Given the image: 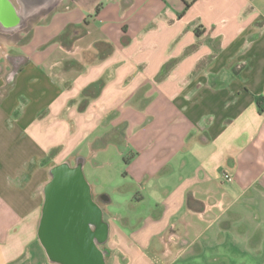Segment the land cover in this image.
Here are the masks:
<instances>
[{
	"label": "crops",
	"instance_id": "obj_1",
	"mask_svg": "<svg viewBox=\"0 0 264 264\" xmlns=\"http://www.w3.org/2000/svg\"><path fill=\"white\" fill-rule=\"evenodd\" d=\"M67 2L80 23L64 10L42 27ZM35 23L0 41V264H51L42 188L78 157L73 114L99 82L93 105L111 97L106 135L122 129L132 195L150 206L135 226L107 222L106 264H264V0H55ZM68 26L85 33L64 45ZM35 34L36 52L6 48ZM115 79H129L116 104Z\"/></svg>",
	"mask_w": 264,
	"mask_h": 264
},
{
	"label": "rangeland",
	"instance_id": "obj_2",
	"mask_svg": "<svg viewBox=\"0 0 264 264\" xmlns=\"http://www.w3.org/2000/svg\"><path fill=\"white\" fill-rule=\"evenodd\" d=\"M71 11L70 19L74 22H79L83 18L84 9L72 5L71 2L63 4L58 10L53 11L48 18L42 22V27H46L49 23L53 22L57 14L61 11ZM38 14L35 17H28L23 26L17 29L18 34H0V41L15 44L17 42L22 43L25 41L28 31L37 28V22L39 20ZM53 17V18H52ZM54 19V20H51ZM24 32V33H23ZM27 32V34H25ZM21 35V37H20ZM23 35V36H22ZM38 36L34 35L33 39L29 43L16 46H7L9 52L23 53L30 50L36 52L38 50L36 44ZM120 60H125L120 56ZM128 69V64L123 63L122 70L119 78H123L124 72ZM115 77H117L115 75ZM127 78V76H124ZM133 78V77H132ZM129 78V79H132ZM128 79V80H129ZM119 82L115 79V104L121 100L123 95L121 86H127L129 81ZM94 85V88H90L92 91L89 97L81 98L78 107L84 101H87L86 111L80 116L73 114V127L76 131L74 138H72L70 145L74 142L77 143L76 153L78 157L74 160V164L77 162V158L82 160L83 175L91 188V195L93 199L100 202V208L103 213V220L107 223L108 221L115 220L116 223L126 224L129 228L131 224L135 226V221L127 224V218H133L137 215L145 216L150 212V206L147 202L137 204L135 196L132 195L135 191L134 185L129 177L126 175L127 163L125 159L128 156L127 148L125 145H118L117 143H108L105 146L97 147L98 142L113 128L112 119L114 112L105 114L104 111L111 105V97H101V104L103 106H94L93 100L99 96L101 87ZM83 93V92H82ZM115 110V118L117 115ZM79 114V113H78ZM132 118V116L130 117ZM134 118V117H133ZM138 118H134V120ZM144 116L141 117L142 122ZM73 164V166H74ZM134 194V193H133ZM104 199H107L106 201Z\"/></svg>",
	"mask_w": 264,
	"mask_h": 264
},
{
	"label": "water",
	"instance_id": "obj_3",
	"mask_svg": "<svg viewBox=\"0 0 264 264\" xmlns=\"http://www.w3.org/2000/svg\"><path fill=\"white\" fill-rule=\"evenodd\" d=\"M23 11L16 15L6 0H0V22L18 29L38 6H52L55 0H20ZM82 160L74 166L55 165L42 188L43 203L37 237L51 264H106L109 227L102 210L91 195Z\"/></svg>",
	"mask_w": 264,
	"mask_h": 264
},
{
	"label": "trees",
	"instance_id": "obj_4",
	"mask_svg": "<svg viewBox=\"0 0 264 264\" xmlns=\"http://www.w3.org/2000/svg\"><path fill=\"white\" fill-rule=\"evenodd\" d=\"M194 0H192L193 2ZM190 4L185 3V8H188ZM87 22L86 20L83 23V26H86ZM77 33L79 36H82L85 33V30L82 29V27L79 28H75L73 26H68L65 31L63 32V34L60 36V41L62 42V44H66L67 43V39L68 37H70L71 34ZM30 37V32L27 34V37L25 39V41H23L22 43L26 42ZM100 44H95L94 48L97 52H100ZM104 55L100 54L99 58H103ZM90 88H93V86H90L87 90L83 91V96L84 97H89L90 94ZM87 101L82 102V107L86 105ZM260 112L262 111L261 109L259 110ZM117 143L118 145H124V140H123V136H122V129L121 128H115L111 133H109L108 135H106L104 138L100 139V141L97 144V147H102L105 146L108 143ZM126 163L127 160L125 159Z\"/></svg>",
	"mask_w": 264,
	"mask_h": 264
},
{
	"label": "flooded vegetation",
	"instance_id": "obj_5",
	"mask_svg": "<svg viewBox=\"0 0 264 264\" xmlns=\"http://www.w3.org/2000/svg\"><path fill=\"white\" fill-rule=\"evenodd\" d=\"M20 1V0H19ZM20 3H21V1H20ZM51 6H49V7H47V6H38V7H36V8H33V9H31L29 12H26V14H28L29 15V17L31 16V17H35V16H37L38 14H44V13H46V12H48L51 8H50ZM23 11V9H22V4H21V12ZM20 15H21V13H20ZM101 249H103V246L101 247Z\"/></svg>",
	"mask_w": 264,
	"mask_h": 264
},
{
	"label": "built area",
	"instance_id": "obj_6",
	"mask_svg": "<svg viewBox=\"0 0 264 264\" xmlns=\"http://www.w3.org/2000/svg\"><path fill=\"white\" fill-rule=\"evenodd\" d=\"M225 179H227L228 181L231 180L229 176L225 175Z\"/></svg>",
	"mask_w": 264,
	"mask_h": 264
}]
</instances>
